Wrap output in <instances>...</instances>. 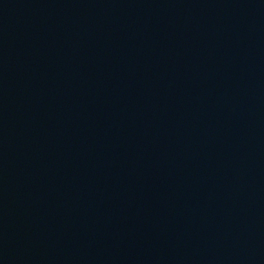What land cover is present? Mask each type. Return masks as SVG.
Listing matches in <instances>:
<instances>
[{"label":"water","instance_id":"95a60500","mask_svg":"<svg viewBox=\"0 0 264 264\" xmlns=\"http://www.w3.org/2000/svg\"><path fill=\"white\" fill-rule=\"evenodd\" d=\"M0 264H264V0H0Z\"/></svg>","mask_w":264,"mask_h":264}]
</instances>
